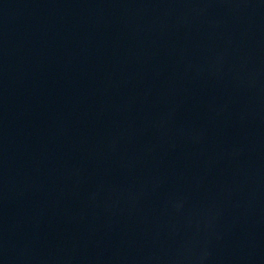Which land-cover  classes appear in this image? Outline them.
Returning a JSON list of instances; mask_svg holds the SVG:
<instances>
[{
	"label": "water",
	"instance_id": "1",
	"mask_svg": "<svg viewBox=\"0 0 264 264\" xmlns=\"http://www.w3.org/2000/svg\"><path fill=\"white\" fill-rule=\"evenodd\" d=\"M0 264H264V0H0Z\"/></svg>",
	"mask_w": 264,
	"mask_h": 264
}]
</instances>
